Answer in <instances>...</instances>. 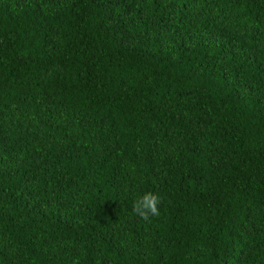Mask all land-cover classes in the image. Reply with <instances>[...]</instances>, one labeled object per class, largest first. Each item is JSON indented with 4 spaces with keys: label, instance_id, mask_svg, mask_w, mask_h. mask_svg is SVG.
<instances>
[{
    "label": "trees",
    "instance_id": "trees-1",
    "mask_svg": "<svg viewBox=\"0 0 264 264\" xmlns=\"http://www.w3.org/2000/svg\"><path fill=\"white\" fill-rule=\"evenodd\" d=\"M0 264H264V0H0Z\"/></svg>",
    "mask_w": 264,
    "mask_h": 264
},
{
    "label": "clouds",
    "instance_id": "clouds-1",
    "mask_svg": "<svg viewBox=\"0 0 264 264\" xmlns=\"http://www.w3.org/2000/svg\"><path fill=\"white\" fill-rule=\"evenodd\" d=\"M161 197L154 192H145L132 203V212L143 221L160 215Z\"/></svg>",
    "mask_w": 264,
    "mask_h": 264
}]
</instances>
